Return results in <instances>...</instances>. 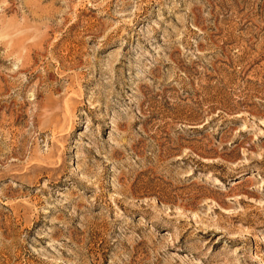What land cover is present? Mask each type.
<instances>
[{
  "label": "rangeland",
  "instance_id": "374dc122",
  "mask_svg": "<svg viewBox=\"0 0 264 264\" xmlns=\"http://www.w3.org/2000/svg\"><path fill=\"white\" fill-rule=\"evenodd\" d=\"M0 264H264V0H0Z\"/></svg>",
  "mask_w": 264,
  "mask_h": 264
},
{
  "label": "bare ground",
  "instance_id": "6f19581e",
  "mask_svg": "<svg viewBox=\"0 0 264 264\" xmlns=\"http://www.w3.org/2000/svg\"><path fill=\"white\" fill-rule=\"evenodd\" d=\"M251 203H254V202H251Z\"/></svg>",
  "mask_w": 264,
  "mask_h": 264
}]
</instances>
